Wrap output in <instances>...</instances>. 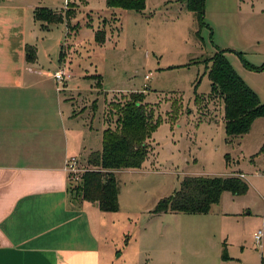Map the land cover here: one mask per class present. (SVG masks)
<instances>
[{"label": "rangeland", "instance_id": "1", "mask_svg": "<svg viewBox=\"0 0 264 264\" xmlns=\"http://www.w3.org/2000/svg\"><path fill=\"white\" fill-rule=\"evenodd\" d=\"M52 1L64 8L57 15L64 16L67 8L74 11L72 29L63 22L40 28L39 50L55 59L62 42V57L70 60L72 86H81L71 94L74 102L83 98L89 103L87 110H81L94 118L95 134L101 132L102 138L103 128L115 126L117 115L109 103L123 102L129 92L143 91L152 110L145 161L140 169L116 174L119 208L107 220L112 230L122 234L118 248L124 255L115 264H260L264 142L252 151L247 140L241 144L239 136L228 139L221 120L223 104L209 97L207 59L219 44L231 42L232 68L236 73L242 69L251 73L264 97V76L257 74L264 70L250 69L243 62L264 65V38L247 35L243 28L252 24L255 29L260 16L248 20L245 16L253 10L264 14V0H204V25L186 0H145L143 12L119 8L116 17L102 11L105 0ZM91 8L92 12L86 11ZM97 28L105 31L103 45L93 38ZM98 81L101 92L93 91ZM263 132L260 126L259 135ZM233 170L246 174L245 181L242 173H232L246 182V192L237 196L222 192L207 214L152 212L160 198L179 188L183 176L226 177ZM259 230L261 247L253 238ZM224 246L228 260L221 258ZM135 250H142L136 259Z\"/></svg>", "mask_w": 264, "mask_h": 264}, {"label": "crops", "instance_id": "2", "mask_svg": "<svg viewBox=\"0 0 264 264\" xmlns=\"http://www.w3.org/2000/svg\"><path fill=\"white\" fill-rule=\"evenodd\" d=\"M40 7L64 10L52 0H0V264H115L124 255L118 248L122 234L112 230L107 219L117 211H102L96 203L77 202L70 195L64 163L76 157L80 165L87 164L88 154L100 149L98 134L94 118L81 110H87L89 103L83 98L74 102L71 94L81 86H72L71 79L60 84L53 76L63 64L70 65V60L62 57V42L55 59L39 50L43 39L37 38L39 29L52 25L43 26L34 18ZM117 9L106 6L102 11L116 17ZM87 10L92 12V8ZM258 11L245 16L247 20L260 16L255 29L252 24L243 28L247 35L264 38V14L258 15ZM27 47L34 49V60H27ZM230 47H234L231 42L219 44V49H227L224 56L231 65ZM242 70L238 75L264 103L254 76ZM257 74L264 76V71ZM97 83L93 91L100 90V81ZM81 101L84 104L76 110ZM260 126L264 127V116L256 118L249 131L239 136L241 144L247 140L252 145V151L264 142ZM98 136L101 145V132ZM232 173H242L246 181L243 171L233 170L227 176ZM140 252L134 251L135 259Z\"/></svg>", "mask_w": 264, "mask_h": 264}, {"label": "trees", "instance_id": "3", "mask_svg": "<svg viewBox=\"0 0 264 264\" xmlns=\"http://www.w3.org/2000/svg\"><path fill=\"white\" fill-rule=\"evenodd\" d=\"M203 2L204 0H186L188 9L199 14L202 25ZM105 3L107 7L138 12L145 9V0H105ZM73 15L71 8L65 10L64 16L43 7L34 11V18L42 24L63 22L69 29H72L70 18ZM94 38L98 44H102L105 31L97 30ZM226 50L216 48L207 59V74L210 80L209 97L221 100L225 133L231 139L247 133L252 122L264 116V103L232 68L224 56ZM26 58L34 60L35 51L32 47H27ZM243 62L250 69L264 70V65L255 67ZM144 100V92L132 91L123 102L109 103L113 114L117 115L115 126H106L102 130L101 150L88 154L86 162L93 168L88 167L77 183H69L70 195L74 201L81 198L96 203L102 211H118L119 188L116 171L140 168L148 152L152 110ZM247 187L246 182L237 176H183L179 188L158 200L152 212L207 214L211 206L218 203L222 192L227 191L237 196L245 193ZM221 258L229 259L225 246ZM260 264H264V256H261Z\"/></svg>", "mask_w": 264, "mask_h": 264}, {"label": "built area", "instance_id": "4", "mask_svg": "<svg viewBox=\"0 0 264 264\" xmlns=\"http://www.w3.org/2000/svg\"><path fill=\"white\" fill-rule=\"evenodd\" d=\"M55 80L63 84L64 82L71 79L72 75L70 69L66 65L60 66L57 70L53 72ZM150 74L144 76L145 80L149 79ZM64 169L67 173L68 179L71 183L75 184L79 181L81 174L87 170V168L81 167L76 157H70L66 159L64 163ZM243 174H240V177H243ZM263 232L261 230L253 234L254 241L258 247H261Z\"/></svg>", "mask_w": 264, "mask_h": 264}]
</instances>
